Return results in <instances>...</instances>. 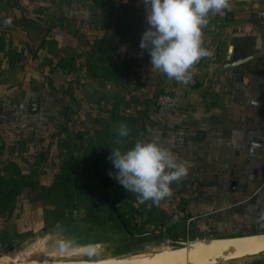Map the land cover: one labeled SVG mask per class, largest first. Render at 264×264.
I'll list each match as a JSON object with an SVG mask.
<instances>
[{
  "label": "crops",
  "instance_id": "0c3cea01",
  "mask_svg": "<svg viewBox=\"0 0 264 264\" xmlns=\"http://www.w3.org/2000/svg\"><path fill=\"white\" fill-rule=\"evenodd\" d=\"M208 19L202 43L214 57L184 84L140 48L143 0H0V249L47 229H80L76 249L111 231L123 240L111 202L136 212L134 234L193 238L185 220L197 216L206 237L264 232V0H229ZM157 84L179 104L154 105ZM138 140L187 168L158 201L114 179L111 150ZM91 161L104 196L89 187Z\"/></svg>",
  "mask_w": 264,
  "mask_h": 264
},
{
  "label": "clouds",
  "instance_id": "9594fccd",
  "mask_svg": "<svg viewBox=\"0 0 264 264\" xmlns=\"http://www.w3.org/2000/svg\"><path fill=\"white\" fill-rule=\"evenodd\" d=\"M143 3L149 27L142 33L140 48L147 50L152 68L188 84L192 65L208 55L202 43V28L208 24L210 13L219 14L229 8V0H143ZM3 23L10 24L11 19ZM118 133L127 137L129 129L122 124ZM109 159L116 170L114 179L126 192L136 194L141 203L169 196L170 185L187 175L185 165L177 163L174 154L155 142L138 140L124 151L113 149ZM58 245L62 250L69 246L64 241Z\"/></svg>",
  "mask_w": 264,
  "mask_h": 264
},
{
  "label": "rangeland",
  "instance_id": "374dc122",
  "mask_svg": "<svg viewBox=\"0 0 264 264\" xmlns=\"http://www.w3.org/2000/svg\"><path fill=\"white\" fill-rule=\"evenodd\" d=\"M79 233H81L80 229L74 228L71 230L47 229L43 232L32 234L23 241L0 249V264H35L45 260L52 262L54 260H99L114 257H138L179 247L175 243L164 244L150 236L137 237L136 239L132 238V236H126L123 240H118L117 237H120V234L111 231L105 235L116 241L111 242L104 237L106 243L92 248L76 249L75 246L79 243V237H74ZM186 237L188 235H185L184 238L176 237V239H201L206 237V235L204 233H194L193 238L187 239ZM59 241L67 242L69 246L62 250L58 245ZM93 252L95 254H91ZM222 264H264V252Z\"/></svg>",
  "mask_w": 264,
  "mask_h": 264
},
{
  "label": "water",
  "instance_id": "95a60500",
  "mask_svg": "<svg viewBox=\"0 0 264 264\" xmlns=\"http://www.w3.org/2000/svg\"><path fill=\"white\" fill-rule=\"evenodd\" d=\"M239 60L237 63L243 62ZM237 63H233L234 66ZM135 238L150 236L164 244H178L179 247L156 252L148 256L107 258L99 260H54L48 264H222L264 252V232L224 237L175 240L152 233L134 234Z\"/></svg>",
  "mask_w": 264,
  "mask_h": 264
},
{
  "label": "trees",
  "instance_id": "16d2710c",
  "mask_svg": "<svg viewBox=\"0 0 264 264\" xmlns=\"http://www.w3.org/2000/svg\"><path fill=\"white\" fill-rule=\"evenodd\" d=\"M213 57L214 56L207 57V58H213ZM207 58H205L201 61H197V62L203 63V61L206 60ZM169 91L177 94L175 88L172 85H168V86L163 85L162 86V85L157 84L156 87H154L153 92L151 93L150 99L154 98L155 96H157L160 93H165V92H169ZM178 97H179V95H178ZM95 164H96L95 161H91V162H89L88 166L85 168V172L88 174L89 187H92V186L96 187L97 188V190L95 191L96 194L104 196L106 194L102 191V189L104 187L103 183L101 181H96L95 177H94ZM111 204H112L115 212H117L118 218H119L122 226H125L131 232H137L139 229H138V224L136 222L137 221V217L135 215L136 212H134L133 209L127 210V211H119V207L116 203L111 202Z\"/></svg>",
  "mask_w": 264,
  "mask_h": 264
},
{
  "label": "built area",
  "instance_id": "2783aa9c",
  "mask_svg": "<svg viewBox=\"0 0 264 264\" xmlns=\"http://www.w3.org/2000/svg\"><path fill=\"white\" fill-rule=\"evenodd\" d=\"M208 52V55L201 58L199 61L207 58V57H212L214 56V49L213 48H208L206 49ZM152 103L156 106H170V107H175L179 104V97L177 94L174 92H165V93H160L154 98H152ZM186 227L189 231H193L195 233H204V235H210L211 230L208 226V220L207 218L203 216H197V217H190L187 218L186 220ZM188 239V237H186Z\"/></svg>",
  "mask_w": 264,
  "mask_h": 264
},
{
  "label": "bare ground",
  "instance_id": "6f19581e",
  "mask_svg": "<svg viewBox=\"0 0 264 264\" xmlns=\"http://www.w3.org/2000/svg\"><path fill=\"white\" fill-rule=\"evenodd\" d=\"M35 264H48V262L45 260V261H42V262H39V263H35Z\"/></svg>",
  "mask_w": 264,
  "mask_h": 264
}]
</instances>
